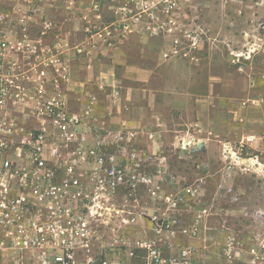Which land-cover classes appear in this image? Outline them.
Segmentation results:
<instances>
[{
	"label": "built area",
	"instance_id": "obj_1",
	"mask_svg": "<svg viewBox=\"0 0 264 264\" xmlns=\"http://www.w3.org/2000/svg\"><path fill=\"white\" fill-rule=\"evenodd\" d=\"M129 2L116 7L119 20L112 26L92 31L84 25V32L102 37L122 30L128 26ZM42 3L0 0V254L12 264H79L77 253L83 251L85 264H129L127 258L139 250L142 264H194L192 244L164 255L160 242L180 235L198 238L201 218L209 213L205 207L191 209L204 197L202 186L192 182L165 190L164 156L135 147L136 128L121 123L113 131L91 121L96 92L83 91L87 102L70 109L62 88L71 81L63 57L70 45L53 32L58 26L53 18L43 16L37 33L30 30ZM66 3L69 9L76 0ZM92 8L98 12L100 0H92ZM51 33L53 41L47 42ZM188 35L195 47L198 34ZM98 87L105 88L103 82ZM109 89L110 101L119 104L120 87ZM261 137L264 141V131ZM251 138L240 141L238 149ZM190 147L180 148L189 155ZM153 164L155 172L148 170ZM189 213L191 222L185 224ZM234 240L228 236V258ZM106 242L120 254L96 260L93 252ZM235 245L244 250L241 241ZM246 252L245 264H264V243Z\"/></svg>",
	"mask_w": 264,
	"mask_h": 264
},
{
	"label": "crops",
	"instance_id": "obj_2",
	"mask_svg": "<svg viewBox=\"0 0 264 264\" xmlns=\"http://www.w3.org/2000/svg\"><path fill=\"white\" fill-rule=\"evenodd\" d=\"M245 2H218L222 5L219 18L228 21L229 25L215 32L209 28L201 31L210 37L207 43L196 44L198 48L203 46V57L199 52L187 58L181 53H174L175 44L171 43V40L174 41L171 35L173 37L175 29L172 32L163 31L149 23L151 14L159 15L164 0H146L145 8L128 13V26L122 30L118 28L110 36H88L83 27L89 25L92 31H101L105 26H112L119 20L116 7L121 1L100 0L99 11L95 12L92 0H76L69 9L66 0H43L30 22L31 32L37 33L43 16L53 18L58 23L53 32L61 33L70 45L63 57L68 62L71 81L62 85L70 109L78 110L81 103L87 102L85 97H81L83 91H94L98 96L91 115L94 125L113 131L120 128L121 123L136 128L139 132L132 143L139 149L155 152L162 143L179 144V147L183 143H190V153L201 154L202 160L194 165L196 171L193 180L203 186L204 197L191 209L195 213L203 207L207 210L212 208L206 204L210 195L205 189L206 183L229 173L225 171L224 174V165L218 170L212 169L211 164L216 158L212 147L221 151L223 158H226L222 162L228 164V169L234 161L245 163L248 159L253 160L239 156L240 149L232 150V155L227 154L231 151V143H240L248 136L252 138L244 145L253 149L262 148L264 143L261 137L264 131V51L256 70L248 71V65L241 59V56H245L244 50L239 48L241 36L255 33L256 28L250 30L247 21L256 19L257 14L248 11L242 13L243 8L232 6ZM212 3L213 0H171L165 5L173 21H194L198 17V7L207 15ZM228 6L231 11H227ZM240 22L243 24L239 25ZM217 35L224 37L220 43L212 38ZM229 35H237L235 43L225 40ZM49 37L47 42L53 41V33ZM73 46L81 47L84 52L76 53ZM249 56L248 53L245 58ZM99 82H103L104 89H99ZM110 84L120 87L119 104L110 101ZM148 133L152 134L151 138ZM192 215L189 213L183 217L185 224L191 222ZM209 219L207 216L201 218L198 238L213 229ZM148 232L152 236L149 229ZM198 238L180 235L174 241L168 239L160 242L161 251L164 255H170L177 252L180 243H190L196 254L198 241L195 240ZM97 250L100 253L97 259L105 255L113 260L120 254L111 249L109 242ZM84 254L83 251L77 253L79 264H85ZM131 259L127 258L129 264ZM0 264H12L11 258L0 254Z\"/></svg>",
	"mask_w": 264,
	"mask_h": 264
},
{
	"label": "rangeland",
	"instance_id": "obj_3",
	"mask_svg": "<svg viewBox=\"0 0 264 264\" xmlns=\"http://www.w3.org/2000/svg\"><path fill=\"white\" fill-rule=\"evenodd\" d=\"M117 1H121L120 5L130 1L131 11H134V9L141 10L146 7V0ZM218 2L220 3V0H213V3L207 9V15H205L206 12L200 10L201 7H198V17L194 21H189L188 19H176L177 21H173L172 14H168V7L166 8L165 5L167 3L164 0L165 4L161 5L159 15L151 14L149 23L156 27L157 24L162 25L163 31H167L166 28H172L168 32H172L175 29L173 37L171 35V38L174 39V41L171 40V43L175 44L174 48L176 49V51H173L174 53H181L187 58L199 52L198 54L203 57V46L199 48L197 45L195 47L191 46L188 34L202 33V35H198L197 44H205L210 37L205 36L204 32H201L202 30L209 28L212 29V32H215L229 25L228 21L226 22L225 19L219 18V11L222 5ZM232 6L243 8L242 13L248 11L250 14L254 12L257 14L256 19L247 21V26L250 30L256 28L253 31L255 33L246 34L239 39V48L244 50L243 55L247 56L248 53L250 54L249 58L241 56V59L248 65L246 68L248 71H254L256 70L257 62L259 63V60L263 59L264 28L262 25L264 24V0H246L241 5L233 4ZM225 8L224 10H226ZM227 8V11H231L230 6ZM257 11L259 12L257 13ZM242 24L240 22L239 25ZM179 28L182 30L180 31ZM188 29H195V31ZM212 38H214L216 43H220V39L224 37L217 35L212 36ZM237 38V35H229L225 40L229 43H235ZM253 49H259V51L256 52ZM228 52L229 50L227 49ZM178 145L162 143L155 151L156 155L164 156L162 161L165 163L166 173L169 174V177L165 179L164 186L167 191L194 182L193 176L196 171L194 165L202 160L201 154L194 155L190 153L189 156L186 152H182ZM238 145L239 143H231L230 148L236 151L238 150ZM212 152L214 157H219L218 160L214 158V162L211 164L212 169L218 170L224 165V174H226L225 171H229V173L220 179L214 177L206 183L205 189L210 194L206 204L212 206L206 213H209L207 216L210 217L209 224L214 227L209 230V233H202L195 240L198 241V250L195 254L194 264H245L249 259V255L246 252L247 248L255 245L259 247V245L264 243V143H262V148L259 149L243 145L239 150V156L246 159L252 158L253 160L248 159L245 163L243 161L235 163L234 161L228 169H226L228 164L222 162L226 158H223L221 151L216 147H212ZM251 163L253 164L251 165ZM155 168V164L148 166V170L151 172H155ZM172 177L174 178L172 179ZM201 183L203 184V182ZM228 236L235 237L233 243L235 248L232 249V258H228L224 254V250L228 248ZM236 240L241 241L243 251L236 248ZM182 244L184 243L179 245ZM236 250L239 251L240 255H235ZM142 255L143 253L137 250L135 256L130 260V264H142ZM93 256L95 258L99 257V250L93 252Z\"/></svg>",
	"mask_w": 264,
	"mask_h": 264
}]
</instances>
